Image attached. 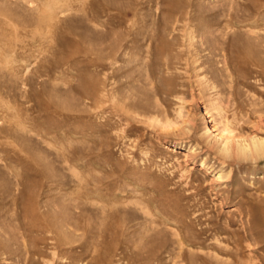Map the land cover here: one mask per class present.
<instances>
[{
  "label": "rangeland",
  "instance_id": "1",
  "mask_svg": "<svg viewBox=\"0 0 264 264\" xmlns=\"http://www.w3.org/2000/svg\"><path fill=\"white\" fill-rule=\"evenodd\" d=\"M254 137L264 0H0V264H264Z\"/></svg>",
  "mask_w": 264,
  "mask_h": 264
},
{
  "label": "bare ground",
  "instance_id": "2",
  "mask_svg": "<svg viewBox=\"0 0 264 264\" xmlns=\"http://www.w3.org/2000/svg\"><path fill=\"white\" fill-rule=\"evenodd\" d=\"M219 138L222 140V135H218ZM232 141V140H231ZM247 141V140H246ZM249 141V140H248ZM221 142V141H220ZM234 143V142H233ZM221 144V143H219ZM218 144V145H219ZM237 149L238 151H240V153H243L244 155H246L247 153H254L255 154V158H261V157H264V139L263 138H252L251 139V142L249 143H246L244 141H236L235 142ZM231 143L229 140H225L223 142L222 140V148H221V152H222V155L228 157L230 156V150H231ZM236 149V150H237ZM239 153V152H238ZM237 153V154H238ZM239 155V154H238ZM241 156V155H240ZM243 157V156H242ZM252 157V156H251Z\"/></svg>",
  "mask_w": 264,
  "mask_h": 264
}]
</instances>
